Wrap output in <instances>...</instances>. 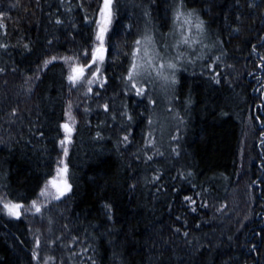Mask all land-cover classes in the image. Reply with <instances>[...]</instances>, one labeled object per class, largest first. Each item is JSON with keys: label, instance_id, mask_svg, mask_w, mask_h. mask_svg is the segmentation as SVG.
Returning a JSON list of instances; mask_svg holds the SVG:
<instances>
[{"label": "trees", "instance_id": "1", "mask_svg": "<svg viewBox=\"0 0 264 264\" xmlns=\"http://www.w3.org/2000/svg\"><path fill=\"white\" fill-rule=\"evenodd\" d=\"M171 3L114 0L94 89L68 76L102 0H0V196L27 209L0 211V264H264V0H185L209 47L185 49L175 92L149 85L150 104L123 53L149 19L168 32ZM63 164L71 190L40 196Z\"/></svg>", "mask_w": 264, "mask_h": 264}, {"label": "snow or ice", "instance_id": "2", "mask_svg": "<svg viewBox=\"0 0 264 264\" xmlns=\"http://www.w3.org/2000/svg\"><path fill=\"white\" fill-rule=\"evenodd\" d=\"M113 3L114 0H103L102 7L99 8L98 30L95 35L96 43L90 49H83L85 59L78 66L72 68V74L68 76V80L73 86L81 82L92 85L94 82H98L101 76L108 51L105 46V37L112 24L114 15ZM169 8L171 10V17L168 32H160L157 35V30L150 26L151 21L149 19L146 21L142 31L138 33L137 38L134 39L129 51L123 53L128 58L124 76L127 82L126 87L134 89L135 95L148 99L150 104H154L155 101L146 96V93L149 91V85L155 88L159 84V90L165 94L175 92V86L179 83L177 73L181 70L183 63H193V60L186 59L185 49L195 52L196 49L193 48V45L197 44L201 45L202 48L209 47L208 44L204 43V40L207 38L204 21L200 19L195 9L187 10L185 0H173ZM145 16L150 17V13L147 10H145ZM0 19H3V17L0 16ZM56 23L59 24L61 21L57 20ZM2 26L0 25V27ZM200 58H203V54L197 57V59ZM67 59L66 57L65 60ZM216 59L219 60L220 57H216ZM47 63L49 61H45V65ZM106 82L107 80L105 79L104 83ZM216 82L219 83V80ZM100 86L103 87V83ZM88 91L91 92L92 88L89 87ZM104 109L108 111L107 104L104 105ZM167 111L172 112V109L168 108ZM67 115L71 121V113ZM123 115H127L129 121L133 119L127 113H123ZM173 118L181 123L183 122L179 113H176ZM148 124L151 126L153 120L149 119ZM61 127L65 132V137L60 141V144L71 143L74 128L70 126V123H64ZM148 137L149 139L145 141V147H154L155 140L152 138L151 131H149ZM123 139L124 141H128L129 136L125 135ZM172 139L178 140L179 133L173 136ZM67 151V148H64L65 156H67ZM173 151L175 152L176 150L173 149ZM160 155H163V153H160ZM151 159L152 156H148V160ZM60 163L63 162L61 161ZM56 171L57 176L60 177V182L56 179L49 180L40 191V196L59 200L66 192L71 190V185L67 180V164H64L62 169L57 167ZM156 179H159V177H156ZM49 185L55 189L54 193L48 190ZM186 199L190 198L186 197ZM30 207L35 210V213H41V206L38 205L36 200H32ZM22 210H27L24 203L0 196V211H4L7 215L19 219L22 215ZM184 235L187 236L188 233L185 232ZM37 247H39L38 240ZM253 248L255 249V245ZM33 259H36V254L33 255ZM93 264H95V261H93Z\"/></svg>", "mask_w": 264, "mask_h": 264}, {"label": "rangeland", "instance_id": "3", "mask_svg": "<svg viewBox=\"0 0 264 264\" xmlns=\"http://www.w3.org/2000/svg\"><path fill=\"white\" fill-rule=\"evenodd\" d=\"M102 4H103V0H102ZM102 4H101L100 7H102ZM190 5L193 6L194 9L196 8V7H194V5H193L192 3H190ZM98 20H99V12H98V14H97V19H96V31H95V32H97V30H98V29H97V21H98ZM112 22H113V21H112ZM111 26H112V24H111ZM111 26L109 27V30H108V32H107V34H106L105 41H106V38H107V36H108V34H109L110 30H111ZM165 27H166V26H165ZM160 32H164V33H166V31H165L164 28H162V30H161ZM160 32H159V33H160ZM95 35H96V33H95ZM95 42H96V41H95ZM82 83L87 84V83H85V82H81L80 84H82ZM101 83L104 84V76H103V72H101V76L99 77L98 82H94V83L92 84V88H94V89H96V88H100V87H101V86H100ZM158 85H159V84H158ZM89 86H90V85H89ZM66 123H71V121L69 120V117H68V121H67ZM70 126L73 127V124L71 123ZM63 134H64V137H65V132H64V130H63ZM64 137H63V139H64ZM68 145H69V143H66V144H64V145H62V146H64V148H67ZM63 166H64V164H63ZM61 169H62V168H61ZM53 179H56L58 182H60V177L57 176V175H56ZM48 190L51 191V192H53V193L55 192V190L51 187V185H49ZM45 198H47V197H45ZM42 200H43V198H42ZM47 200L49 201L50 199H47ZM47 200H43V201H47ZM23 211H24V210H22V214H23ZM5 214H6V216L9 217V218L16 219V218H14V217H11V216L7 215L6 212H5Z\"/></svg>", "mask_w": 264, "mask_h": 264}]
</instances>
